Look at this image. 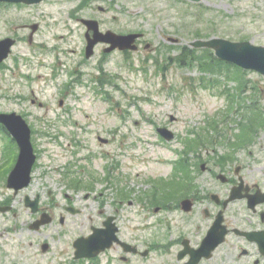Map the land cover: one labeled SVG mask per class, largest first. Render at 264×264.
I'll list each match as a JSON object with an SVG mask.
<instances>
[{
    "label": "rangeland",
    "instance_id": "1",
    "mask_svg": "<svg viewBox=\"0 0 264 264\" xmlns=\"http://www.w3.org/2000/svg\"><path fill=\"white\" fill-rule=\"evenodd\" d=\"M110 2L112 11L99 12L95 7V18L102 27L143 32L138 50L105 53V45L98 44L93 55L85 58L81 48L85 29L65 11L68 3L77 5L78 0H58L1 13L8 15L6 19L35 16L41 24L42 32L38 33L42 42L60 48L55 52L45 50V46L36 53L20 55L15 51L0 63V112L23 114L33 127L31 138L39 165L47 164L44 149L62 151L63 155L54 157L65 161L62 149L70 133L80 147L88 146L94 154L89 161L81 159V165L96 168L102 178L105 165L121 163L129 172L138 170L143 189H147L148 177L175 175L179 167L173 164L184 156L194 158L199 153L213 160L220 155L225 161H233L236 140L249 138L264 120V79L227 64H221L218 70L217 60L209 58L214 56L211 50H192L189 43L198 38L222 37L264 44V0ZM66 90L76 98L70 97L67 104L75 107L76 119H60L55 114L60 111L58 100L67 95ZM254 116L262 120H255L251 128ZM73 121L89 123V131L74 127ZM160 125L175 133L172 141L157 135L154 128ZM98 136L109 138V144L99 145ZM11 143L0 130V174L11 166ZM106 184L101 180L95 183L101 192H105ZM19 211L27 214L23 207Z\"/></svg>",
    "mask_w": 264,
    "mask_h": 264
},
{
    "label": "flooded vegetation",
    "instance_id": "2",
    "mask_svg": "<svg viewBox=\"0 0 264 264\" xmlns=\"http://www.w3.org/2000/svg\"><path fill=\"white\" fill-rule=\"evenodd\" d=\"M57 1L0 0V43L12 41L9 56L15 51L36 53L46 44L35 16L6 19L8 15L1 13ZM110 1L78 0L77 5H67L66 16L75 17L85 29L84 54L85 22H97L101 31L129 33L102 27L95 18V7L99 12L112 11ZM48 48L60 51L58 44ZM65 93L55 114L76 119L75 107L67 106L70 97L76 98ZM71 125L89 131V123ZM73 134L62 149L65 161L54 157L62 151L44 149L47 164L41 166L34 147L38 161L25 187L8 188L6 171L0 174V264H264V123L249 138L236 141L233 161L220 155L213 160L199 153L185 156L175 175L148 177L147 189L138 170L129 172L121 163L105 165L102 178L96 168L81 165V159L89 161L94 154L88 146L80 147ZM84 149L88 152L81 154ZM100 180L107 182L105 192L95 185ZM84 238L96 241L100 251L83 244Z\"/></svg>",
    "mask_w": 264,
    "mask_h": 264
},
{
    "label": "water",
    "instance_id": "3",
    "mask_svg": "<svg viewBox=\"0 0 264 264\" xmlns=\"http://www.w3.org/2000/svg\"><path fill=\"white\" fill-rule=\"evenodd\" d=\"M87 24L94 31L93 38L88 41L87 57L92 54V47L99 40L110 43V46L105 49V52H110L116 48L120 50H135L137 48L134 40L140 34L130 33L127 35H118L112 31L102 33L98 30L95 21H88ZM10 43V41H5V51L0 53V61L7 57ZM190 45L193 47L211 48L215 50L217 57L234 63L244 69L255 70L264 75L263 46H255L248 41L232 42L222 38L199 39L191 42ZM0 123L6 127L19 146L17 162L8 177L7 183L10 187H21L27 184L30 178L31 167L35 161V155L30 142V128L25 120L14 112L0 113ZM158 131L167 139L172 137L171 132L164 128H158Z\"/></svg>",
    "mask_w": 264,
    "mask_h": 264
},
{
    "label": "trees",
    "instance_id": "4",
    "mask_svg": "<svg viewBox=\"0 0 264 264\" xmlns=\"http://www.w3.org/2000/svg\"><path fill=\"white\" fill-rule=\"evenodd\" d=\"M191 51V50H190ZM204 51H206V50H204ZM193 54V53H192ZM210 59H214V60H216L214 57H209ZM181 61L179 60V63H180ZM215 62H217V64H216V66H219V68H220V65H221V61L219 62L218 60L217 61H215ZM236 69L237 70H239V71H241V69L240 68H238V67H236Z\"/></svg>",
    "mask_w": 264,
    "mask_h": 264
}]
</instances>
